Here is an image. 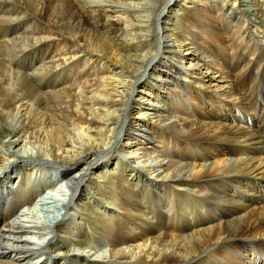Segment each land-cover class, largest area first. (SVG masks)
Listing matches in <instances>:
<instances>
[{"label": "bare ground", "instance_id": "6f19581e", "mask_svg": "<svg viewBox=\"0 0 264 264\" xmlns=\"http://www.w3.org/2000/svg\"><path fill=\"white\" fill-rule=\"evenodd\" d=\"M0 123V264H264V0H0ZM90 198L102 256L74 246Z\"/></svg>", "mask_w": 264, "mask_h": 264}, {"label": "rangeland", "instance_id": "374dc122", "mask_svg": "<svg viewBox=\"0 0 264 264\" xmlns=\"http://www.w3.org/2000/svg\"><path fill=\"white\" fill-rule=\"evenodd\" d=\"M176 22L177 21H175V23ZM57 58L58 57L56 56V57H54L53 60H56ZM66 85H68V83ZM5 128H6V126L0 123V154L2 155V157L4 156V154H2V153H4L6 149L13 150L16 148L14 146L11 148L8 146V141H10L11 136L7 137V134L5 136L6 132L3 130ZM40 128H41L40 132L42 135L40 137L42 139L44 138V139L48 140V145H44V151H45V148H47V149L49 148L50 142L53 144H54V142H53V140L49 139L47 131L44 130V127L42 125H40ZM130 141L132 142L131 145H134L135 139L130 140ZM134 148H137V147L134 146ZM134 152L136 154V155L134 154V158H133L134 162L142 163V158L140 157L141 155L138 154L139 150L138 151L136 150ZM48 156L49 155L46 156L47 158L44 157L47 159V160L44 159V160H46L44 162L46 164L54 162V161H52V159L50 160V158ZM29 162H31V161L26 160V162H23L22 164H20V167L14 166L11 171H13V173H15V174L18 171L24 172L25 166L28 165ZM35 164L38 167V169L35 172L33 171L34 169H30V172L28 174H25V175L23 174V178H22L21 183L24 184L25 188L29 187V185H31L32 187H34V190L37 191V189H38L39 191H37V193H41V192H44L47 190H49V192H52V197L54 198L55 201H53L51 199H47V203L43 207H37L36 208L37 210H34V212H36L35 214L38 215L39 220L41 222H44V221H46L45 219L50 217L51 214L53 215L58 208L60 209L63 207V206H61V200L63 198H62V196L60 197V195L57 193L56 190L54 191V190L48 189L50 183H49L48 178L46 177V175L48 174V172L46 170L47 168L46 169H40L43 163L40 162L38 164V162H34V165ZM30 165H32V164H30ZM56 166H58V165H56ZM116 173H117V171H115V169L113 168L111 173H109V174L104 173V175H103L104 178L102 181L105 184V186H102V189L99 190V197H102L103 200L109 199L111 201L113 196L117 193L116 189H114L112 187L113 183H114L113 177L115 175H117ZM27 191H29L28 188H27ZM76 202L77 201H75V202L69 201L68 203H65V208H64V212H63L64 215L60 219L59 223L57 222L58 224H60V226L58 227V229H56V228L54 229V233L61 234L62 230L66 226L70 225L69 223H70V220H71V217L73 214V208H75V206L77 205ZM85 202L86 203L83 207L85 215H84V218L82 221V224H83L82 228H84V234H83V236H80V237L78 236L79 238L76 240V242L73 241L75 244L74 246L75 247L77 246L76 243H82L85 246H89L86 248V249H88V251L92 248V250H90L89 254L96 251L95 252L96 255L102 256L103 254H105L107 252L108 247H107V245H105L106 243H108L107 242V240H108V234L107 233L110 231V229H112L111 227H109V225H110L109 222H111L109 220H111L112 218L115 217L112 220L116 221L117 217L113 216V215H109L108 212H103V210H101L100 208H97L94 205L92 198L86 200ZM56 207H57V209H56ZM53 209H56V210L53 211ZM68 219H70V220L68 221ZM69 241L72 242V238H70ZM91 243H92V245H91ZM76 249H78V248H76ZM76 249H75V251H76ZM52 250H54V249H52ZM78 250H82V248H79ZM85 252L87 253V251H85ZM71 253H75V252H71ZM77 253L78 252H76L75 254H77ZM79 254H82V253H79ZM68 261H67L68 264H81V263H83V261L78 260V259L68 260ZM51 264H53V263H51Z\"/></svg>", "mask_w": 264, "mask_h": 264}]
</instances>
